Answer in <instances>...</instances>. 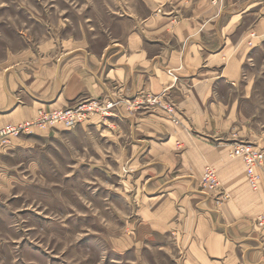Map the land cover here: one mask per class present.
I'll use <instances>...</instances> for the list:
<instances>
[{
	"label": "crops",
	"instance_id": "0c3cea01",
	"mask_svg": "<svg viewBox=\"0 0 264 264\" xmlns=\"http://www.w3.org/2000/svg\"><path fill=\"white\" fill-rule=\"evenodd\" d=\"M221 1L220 6L214 0H150L164 8L146 16L135 10L120 19L115 36L100 50L85 41L49 42L13 56L0 72V128L32 120L41 107L119 99V109L106 120L110 129L111 120L120 117V128L134 132L132 159L140 156L143 135L167 137L157 148L153 141L146 146L152 163L158 161L152 155L166 162L164 176L172 172L184 182L178 186L176 181L169 194L175 202L168 199L166 222L182 236L185 263L264 264V233L253 220L264 207V169L263 185L254 193L242 163L227 158L233 137L244 129L238 111L250 52L244 37L252 27L263 35L264 20L243 28L255 0ZM245 80L242 94L247 97L252 81ZM151 98L158 104L148 103ZM169 104L179 116L176 125L160 116ZM216 138L222 142L213 143ZM16 140L17 146L28 145L24 137ZM172 140L179 150L176 144L167 147ZM6 160L8 154L0 152L1 163ZM154 166L145 170L149 177L158 174ZM205 166L218 170L219 192L230 196L226 202L216 205L196 188Z\"/></svg>",
	"mask_w": 264,
	"mask_h": 264
},
{
	"label": "rangeland",
	"instance_id": "374dc122",
	"mask_svg": "<svg viewBox=\"0 0 264 264\" xmlns=\"http://www.w3.org/2000/svg\"><path fill=\"white\" fill-rule=\"evenodd\" d=\"M214 1L221 6V0ZM157 3L0 0V72L10 65L13 56L44 43L85 41L100 50L115 36L120 19L135 10L146 16L158 6L164 8V3ZM246 12L243 28L264 20V0H255ZM249 31L244 43L250 52L242 70L252 85L244 97L242 88L247 80L241 83L238 107L244 129L240 137H233L227 150L228 160L240 161L244 170L242 158L233 152L236 145L250 144L264 153V34L256 35L253 27ZM118 101L82 99L63 109L86 102H97L102 109L112 106L106 112L90 114L89 121L74 129L58 125L29 129L6 136V143L0 142V152L8 154L6 163L0 161V264H186L182 236L171 232L166 222V204L168 199L174 201L169 194L176 189V181L178 186L184 182L174 179L172 172L164 176L166 162L152 155L153 160L158 159L152 163L146 146L153 141L152 146L157 148L156 144L167 142V137L161 132L149 138L143 135L140 156L132 159L134 149L129 145L134 132L120 128V117L111 120L114 127L110 129L106 120L119 109ZM148 103L158 104V100L151 98ZM163 110L160 116L176 125L179 116L174 106L165 105ZM20 137L28 140V145L17 146ZM219 139L213 143L222 142ZM174 144L179 150V143L173 140L167 147ZM151 165L158 174L149 177L145 170ZM209 168L219 182L214 191L201 184L202 174ZM263 169L256 188L245 176L251 192H258L263 185ZM221 187L218 170L205 166L196 188L218 205L230 197L219 192ZM263 212L264 207L253 218L262 233L258 218Z\"/></svg>",
	"mask_w": 264,
	"mask_h": 264
},
{
	"label": "built area",
	"instance_id": "2783aa9c",
	"mask_svg": "<svg viewBox=\"0 0 264 264\" xmlns=\"http://www.w3.org/2000/svg\"><path fill=\"white\" fill-rule=\"evenodd\" d=\"M101 104L97 102L89 104V102L83 105L76 106L75 108L60 109V110H38L37 116L34 120L17 125L15 127H6L0 130V142H7L9 139L6 136L16 135L21 131L29 129H43L46 127H54L55 125L62 126L68 130L74 129L76 126L89 121L90 114H99L106 112L112 106H107L102 109ZM234 154L237 157H241L245 166V176L248 179L252 188H256L259 181V172L264 166V153L250 144H238L234 147ZM201 184L208 190H216L219 182L217 175L212 169L204 170L201 178ZM258 226L264 228V212L260 214L258 218Z\"/></svg>",
	"mask_w": 264,
	"mask_h": 264
},
{
	"label": "bare ground",
	"instance_id": "6f19581e",
	"mask_svg": "<svg viewBox=\"0 0 264 264\" xmlns=\"http://www.w3.org/2000/svg\"><path fill=\"white\" fill-rule=\"evenodd\" d=\"M17 80H18V79H17ZM58 82H59V81H58ZM12 101H13V100H12ZM12 101H11V102H12Z\"/></svg>",
	"mask_w": 264,
	"mask_h": 264
}]
</instances>
